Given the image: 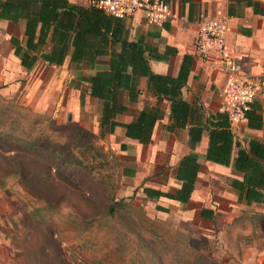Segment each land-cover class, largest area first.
I'll return each instance as SVG.
<instances>
[{"label":"crops","instance_id":"obj_1","mask_svg":"<svg viewBox=\"0 0 264 264\" xmlns=\"http://www.w3.org/2000/svg\"><path fill=\"white\" fill-rule=\"evenodd\" d=\"M64 1L80 11L68 32L59 29L58 18L57 34L68 36L62 61L49 65L36 53L26 71L10 41L25 49L28 21L35 23V44L36 12L48 0H8V19H0V86L15 90L22 79L33 83L38 67L56 68L57 80L44 83L60 86L68 78L74 108L93 112L98 121L102 113L114 114V125L103 129L128 184L125 196L145 217L169 215L211 237L213 228L244 220L248 211L251 229L264 228V0H161L170 8L161 25L146 24L140 11L114 19L88 10L93 0ZM198 14L228 18L227 46L257 83L245 120L234 131L218 112L225 83L219 61L194 50ZM47 24L44 44L35 45L44 55L60 47L51 41L54 25ZM93 81L95 89L103 84L99 96L90 95ZM9 250L0 232V264L13 263ZM242 252L244 259L261 258L264 240Z\"/></svg>","mask_w":264,"mask_h":264},{"label":"rangeland","instance_id":"obj_2","mask_svg":"<svg viewBox=\"0 0 264 264\" xmlns=\"http://www.w3.org/2000/svg\"><path fill=\"white\" fill-rule=\"evenodd\" d=\"M58 74L38 67L33 83L0 86V232L12 264H264L240 253L264 240L248 211L205 237L133 207L98 116L74 108L68 78L44 83ZM50 151L73 164H56Z\"/></svg>","mask_w":264,"mask_h":264},{"label":"built area","instance_id":"obj_3","mask_svg":"<svg viewBox=\"0 0 264 264\" xmlns=\"http://www.w3.org/2000/svg\"><path fill=\"white\" fill-rule=\"evenodd\" d=\"M91 6L114 19H125L140 11L148 25H161L170 17L169 6L161 0H93ZM228 21L225 16L198 14L194 50L202 59L214 55L219 61L225 83L218 112L225 116L229 130L234 131L245 120L257 83L245 73L240 60L227 46Z\"/></svg>","mask_w":264,"mask_h":264},{"label":"trees","instance_id":"obj_4","mask_svg":"<svg viewBox=\"0 0 264 264\" xmlns=\"http://www.w3.org/2000/svg\"><path fill=\"white\" fill-rule=\"evenodd\" d=\"M46 7L47 10H46ZM88 10L90 11H99L102 12L96 8H94L93 6L89 5L88 6ZM79 12L80 9L76 6H72L67 4L64 0H48L47 3H44L43 6L39 7L37 12H36V16L37 19L40 21V28H39V32L37 35V38L35 40V44L31 45L30 41L33 37V26L35 25V23H30L31 26H29L30 24L28 23V21L25 24V30H24V35L26 38V43H25V49L20 50V48L18 47V45H16L14 42H12V40L10 41L11 45L14 47L13 50V54L14 56L19 58V63L20 66L23 67L26 71L31 70V68L34 66V63L36 61V53H39V58L45 62H47V64L49 65H58L60 64V62L62 61V58L65 54L66 51V41H68V36H66L64 33L63 34H57L56 32V27H57V23H58V18H60L59 20V29L62 30L63 32H68L71 28H72V19H73V15L74 12ZM8 14H9V4H8V0H4L3 4H0V19H8ZM61 17H63V21L61 20ZM47 19L48 21V27L49 25L53 26V34L51 35V41L53 39L54 42H57L60 47H52V49L50 50V52L47 55L41 54V52L39 50H36L37 46H42L44 44L43 41V35H42V27L45 26V20ZM29 24V25H28ZM46 27V26H45ZM37 45V46H35ZM31 53H34V55H30ZM104 75H100V76H94L95 79L97 78H101ZM103 88V84L98 85V89H95L94 87V81L91 83L90 86V95L91 96H99V90ZM105 102V100H103ZM82 104V100L79 99V105ZM104 111V109H103ZM223 115V114H221ZM114 117V114L111 113H102L101 116L99 117V121H98V127L103 129L104 127L107 128H111L114 124L112 122V119ZM246 117V116H245ZM140 122V121H139ZM138 123V121H137ZM50 157L55 161L56 164L60 165V164H73V162L69 159L65 158V155H60L58 152L54 151H50L49 152ZM238 159V158H237ZM236 159V161H237ZM76 163V162H75ZM80 165V164H79ZM190 191V189H187L188 193ZM180 198V196H175V198ZM174 198V197H173ZM245 199L248 203V194L245 195ZM201 260L203 261V264H219V263H215L213 260L210 259H204L203 257H201Z\"/></svg>","mask_w":264,"mask_h":264},{"label":"water","instance_id":"obj_5","mask_svg":"<svg viewBox=\"0 0 264 264\" xmlns=\"http://www.w3.org/2000/svg\"><path fill=\"white\" fill-rule=\"evenodd\" d=\"M67 118L69 119V116H67Z\"/></svg>","mask_w":264,"mask_h":264}]
</instances>
